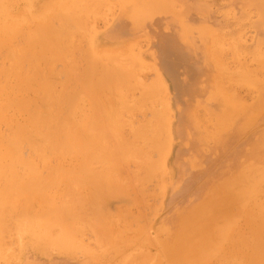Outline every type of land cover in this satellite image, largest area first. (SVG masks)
<instances>
[{
	"label": "rangeland",
	"instance_id": "obj_1",
	"mask_svg": "<svg viewBox=\"0 0 264 264\" xmlns=\"http://www.w3.org/2000/svg\"><path fill=\"white\" fill-rule=\"evenodd\" d=\"M48 1L2 0V5L10 17L19 20L21 30L27 32L35 28ZM70 1L62 0L61 5L73 7L74 11H69L71 15L77 11V16H83L77 14L79 7H74ZM95 1L98 7L93 5L94 12L91 10L93 7H90L92 14L85 12V19L81 17L85 21L84 32L74 31V37L69 40L71 44L67 41L66 45H70L72 61H78L76 80L80 82L74 81L73 88H87L80 78L86 69L85 60L93 57L84 54L87 55L92 48V54L101 63L97 67L98 61L95 59V69L93 62L88 59L87 65L90 61L93 72H97L91 77L97 80L95 77L98 75V83L93 82L91 77L90 83L99 85L95 93H104L105 96L79 101L75 113L77 120L74 122L86 129L80 124L87 117L96 115L97 101L107 98L117 100V96L112 95L117 94L118 88L125 89L123 92L127 95L121 92L122 97L118 93L119 102L127 101L126 104L122 102V138L137 144V149L141 150L137 159L122 165V181L124 184L129 183L125 185L129 189L123 190L124 198L106 204L102 208L103 212L100 210L108 220L99 211L105 222L104 230H96L95 233L94 228L83 226L75 235L76 239L73 237L71 241L68 240V246L71 247L68 249L65 245L67 250L63 247L67 242L60 239V233L56 231L34 234H14L15 231H12L7 234L10 237L4 238H13L11 246L15 248L9 249L10 241L5 242L9 250L4 248L6 253L3 255V249L0 250V264H176L175 258L187 251L181 231L187 227L188 220L197 214V209L209 204L214 198L217 202L229 192L230 189L224 191L228 185H232L233 192L237 188L247 192L250 179L260 178L264 173V0ZM54 21L53 25L58 20ZM7 22L8 16L0 12V28H6ZM93 42L94 47H91ZM11 44L19 46L23 40L12 37ZM5 54L6 47L0 50V70L10 64ZM109 64H112L111 67ZM66 68V61L56 63L55 70L63 75L60 78L61 85L55 87L56 91L67 84L70 89L72 87L73 82L65 76ZM103 69L113 71L104 77ZM115 72L120 73L116 77L122 78L121 86L117 79L115 83L118 85L113 82L116 80L110 79L116 78ZM99 73L103 78H99ZM107 81L109 84L112 81L109 92ZM122 82L123 86L126 87L127 83L129 87L122 89ZM185 84H189V87ZM91 105H94V111ZM157 113L160 118L163 117L162 120ZM19 120L25 121L22 117ZM92 120L101 122L100 116L98 119L92 117ZM155 120L161 125L157 134L154 133ZM151 121L153 133L149 132ZM1 131L6 133L7 128L2 126ZM165 133L168 139H165ZM136 134L141 138H136ZM150 135H154L150 137L152 141L156 138L155 141L161 142H150L147 139ZM73 157L67 160L68 163H76L80 158L77 154ZM143 161L149 162L150 166L149 163L144 164L147 168L140 165ZM185 165H189V170ZM259 189L263 193L254 199L262 202L264 181L260 183ZM138 193L145 195L141 197ZM125 198L127 201L122 200ZM243 199L228 209L233 216L231 219L235 221L230 236L236 242L241 236H249L248 220L257 211V203L253 198L247 196ZM225 213L215 215L214 219H227ZM0 244L2 248L5 246L3 242ZM227 252L226 247L214 251L206 264H228Z\"/></svg>",
	"mask_w": 264,
	"mask_h": 264
},
{
	"label": "bare ground",
	"instance_id": "obj_2",
	"mask_svg": "<svg viewBox=\"0 0 264 264\" xmlns=\"http://www.w3.org/2000/svg\"><path fill=\"white\" fill-rule=\"evenodd\" d=\"M70 2H72L74 7H79V13L77 14L83 16L85 12L91 13V10L94 12L97 6L95 4L98 3L95 0L93 3L92 0H71ZM61 3L62 0H49L48 4L45 6V11L41 12L39 15L40 17L35 28L24 32L21 30L22 25L19 23V20L16 17H10L8 13L3 10L4 6L2 5V0H0V12L8 16V25L4 26L6 28H0V34L2 35L0 50L6 47L5 58L10 62L9 66L0 70V242L4 244L6 241H10V243H8L10 244L8 245L10 246L9 249L14 247V245L11 246L13 238H9L10 240H8L4 237H10L8 235L12 231H15L14 234H16V232L34 234L35 232L45 233L56 231L60 233V239L67 242L63 244V247H65V245L68 246V240L71 241L73 237L75 238V235L81 231L83 226L94 228L95 233H97L96 230H104L105 222L101 218V214H103L102 208L106 207V204L114 200L117 201L116 199L124 198L122 197L123 190L126 189V191H128L127 189H129L125 187V185H129V183L126 182L127 184H124V180L122 179V165H125L127 161L137 159L141 151L137 149V144L135 145L133 142H129L127 138L123 137L128 142L122 138V104H126L127 101L125 99V101L121 100L119 102L118 93L120 94L125 90L123 88L128 86L127 83L125 87L122 82L123 87L121 88L123 90L118 88L117 94L112 95V97L117 96V100L114 98L116 102L114 99L112 101L111 98L97 101L98 104L95 106V108L97 107V110L95 109L97 113L96 115H92V117L98 119L100 116L101 122L93 121L91 116L87 117L80 124L81 127L85 126L86 129L80 128L74 122L79 101H83L84 98H102L105 94L95 93L99 85H91L90 83V77L95 73L93 72L94 68H92V64L93 67L97 69L94 64L98 61V67L99 62L101 63V61L92 54V48L88 50L89 53L87 52V55H84L87 57L89 54L92 55L93 57L90 56L88 59L93 63L91 64L89 61L87 65L88 59L87 61L85 60L86 69L84 71L82 70L84 74L80 78L81 83L85 82L84 86L87 88L76 90L72 85L74 81L80 82L76 80L78 79L76 75L78 71V61H72L71 50L69 48L70 45L67 46L66 42L71 40L72 36L74 37L76 31H81L80 33L84 32L85 21L81 18L83 16L79 17L76 15L77 11H75V13L72 12L71 15L69 11H74L73 7L70 8V5H61ZM93 5H95V7ZM90 7L93 8L90 10ZM96 14L98 13L96 12ZM92 16L94 17L95 15ZM85 17L86 16L83 18L85 19ZM54 19V23L56 20L60 22V25H58V21L55 23L56 27L59 26L58 28L52 23ZM89 24L87 25L89 26ZM12 37L22 38L23 44L19 46L12 45ZM82 42L85 41L83 40ZM67 43L71 44V41ZM94 44L93 42L91 47H94ZM58 61H66L67 68L65 76L68 77L69 81L73 82L71 83L72 90L67 84L65 86L62 85V91H60L61 88H59V91H56L55 87L61 85L62 82L60 80L62 73L60 74L55 70ZM111 62L110 60V63ZM109 65L107 68H109ZM104 68H106V66H104ZM112 69L114 70V67H112ZM113 70L109 71V69H103V76L107 77V75H109L108 73ZM118 72H115V77L116 75H120V73L117 74ZM185 72L187 73V71ZM216 72L218 73L217 70ZM95 74H97V72ZM99 75V78H103L100 73ZM96 77L95 79L97 80L91 78L93 82L97 81L96 83H98V75H96ZM119 77L120 76H118V78ZM110 79L116 80L117 77H110ZM119 79H117L118 82L117 80L112 81L120 84V81L123 80H121L122 78ZM112 81L110 83L111 85L107 81V85H109V87H107V85L105 86L108 88L107 92H109V88L112 86ZM102 82L103 81H101V83ZM117 83L115 84L118 85ZM185 85L189 87V84ZM160 87H162V84ZM104 90L106 91V88ZM161 92L163 91L161 90ZM123 93V95H125L126 92ZM120 95L123 97L122 93ZM119 98L121 97L119 96ZM153 99L156 101L155 97ZM143 100L147 101V99ZM186 101H188V99ZM112 103L116 104L111 105ZM91 106L94 111V105ZM157 116L160 118L158 113ZM20 117L25 121L19 120ZM162 118L160 119L162 120ZM161 120L159 121L161 122ZM154 122H156L154 125L155 128L158 126L157 129L154 128L156 132L151 131L153 130L152 127H154L152 121L151 126L149 122L150 128L148 124H146V127L149 128L150 133L154 132L157 134L161 125H159L156 120ZM164 125L168 124L164 123ZM2 126L7 128L6 133L1 131ZM86 130L87 132L83 133ZM134 131L133 133H135ZM189 133L190 132H188V135L191 136ZM136 135V138H141L139 134ZM152 136L154 135H150L148 136L149 138H147L150 139V142L153 139L150 138ZM144 137L146 138V136ZM155 139L152 143L158 144L161 142L156 140L157 143ZM165 139H168V136L167 138L165 137ZM139 140L141 139H137V141ZM162 142H164L163 139ZM147 145H145L146 148ZM190 148L191 147L188 149ZM144 151L145 150L142 152ZM74 154L79 155L80 158L76 160V163H68L67 160L72 158ZM143 162L144 163L140 165L143 166L145 163H149ZM98 167L100 169H98ZM145 168H147V166H145ZM185 168L189 170V165H185ZM133 175L135 176L137 174ZM189 175L190 173L188 174V178H190ZM260 176V178L255 177V180L253 179L254 177L250 179V185L246 188L247 192L239 190L238 188L237 191L233 192L230 187L232 185H228L224 188V191L230 189L229 192L219 198L217 202L214 198L209 204L205 206L202 205L197 209V214L192 216L190 221L188 220L186 223L187 227L181 231L183 233L182 239L187 243V251L175 258L176 264H206L214 251L224 247L228 250V257L226 258L228 264H264V200L261 202L254 199V197L258 198L259 195L263 193V191L261 192V189H259V185L264 181V173ZM148 177L149 176L146 178ZM146 178L144 177V180ZM140 179H142V177H140ZM126 191L125 193H128ZM143 196L141 195V197ZM247 196L256 201L257 211L253 216H250L248 220L249 236L247 238L241 236L239 241L236 242L233 241L230 236L234 230L235 221L231 219L233 216L229 214L228 209L230 205L236 202L238 203L239 200H244L243 198ZM125 199L122 200L127 201V199ZM206 209L208 210L206 211ZM223 213L227 214V219L220 217L214 219L215 215L220 216V214ZM205 214H207V217H205ZM105 220L108 219L105 218ZM2 238L4 239L2 240ZM4 245L3 248L0 247V250H4V252L3 250L2 252L0 251L2 255L6 253L5 249H8L6 243ZM66 247L65 250H67ZM68 247L67 248L70 249L71 245ZM115 248H117V246ZM141 263L139 262V264Z\"/></svg>",
	"mask_w": 264,
	"mask_h": 264
}]
</instances>
